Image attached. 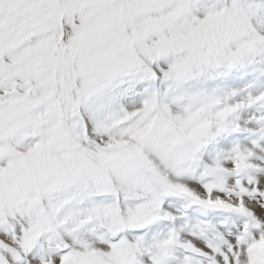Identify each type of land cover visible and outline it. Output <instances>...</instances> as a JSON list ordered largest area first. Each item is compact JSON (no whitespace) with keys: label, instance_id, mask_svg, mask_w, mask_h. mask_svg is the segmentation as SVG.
I'll return each instance as SVG.
<instances>
[{"label":"snow or ice","instance_id":"snow-or-ice-1","mask_svg":"<svg viewBox=\"0 0 264 264\" xmlns=\"http://www.w3.org/2000/svg\"><path fill=\"white\" fill-rule=\"evenodd\" d=\"M0 264H264V0H0Z\"/></svg>","mask_w":264,"mask_h":264}]
</instances>
